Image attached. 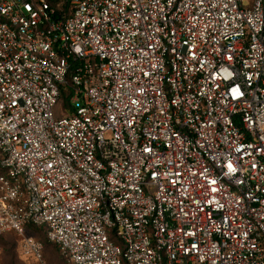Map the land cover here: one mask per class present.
Returning <instances> with one entry per match:
<instances>
[{
  "label": "built area",
  "instance_id": "obj_1",
  "mask_svg": "<svg viewBox=\"0 0 264 264\" xmlns=\"http://www.w3.org/2000/svg\"><path fill=\"white\" fill-rule=\"evenodd\" d=\"M32 227L69 264H264V0H0V234L47 264Z\"/></svg>",
  "mask_w": 264,
  "mask_h": 264
},
{
  "label": "rangeland",
  "instance_id": "obj_2",
  "mask_svg": "<svg viewBox=\"0 0 264 264\" xmlns=\"http://www.w3.org/2000/svg\"><path fill=\"white\" fill-rule=\"evenodd\" d=\"M30 234L42 242L47 264H69L62 258L56 245L48 242L42 234L39 232ZM19 241L20 239L12 233L0 234V264H40L21 253Z\"/></svg>",
  "mask_w": 264,
  "mask_h": 264
},
{
  "label": "snow or ice",
  "instance_id": "obj_3",
  "mask_svg": "<svg viewBox=\"0 0 264 264\" xmlns=\"http://www.w3.org/2000/svg\"><path fill=\"white\" fill-rule=\"evenodd\" d=\"M201 2H203V0H201ZM232 95H233V98H236V97H238V96H240L242 93L239 91V88H233L232 90ZM146 151H149L148 149H146ZM227 167H228V170L230 171V172H235L236 171V169L232 166V164L231 163H229L228 165H227ZM212 183H215V181H212Z\"/></svg>",
  "mask_w": 264,
  "mask_h": 264
},
{
  "label": "trees",
  "instance_id": "obj_4",
  "mask_svg": "<svg viewBox=\"0 0 264 264\" xmlns=\"http://www.w3.org/2000/svg\"><path fill=\"white\" fill-rule=\"evenodd\" d=\"M64 102L66 103L67 102V97H65L64 96ZM30 232H39L40 234H42L44 237H45V239L47 240V238H46V236L43 234V232H42V229L41 228H39V227H32V228H30ZM12 234H14V233H12ZM15 235V234H14ZM16 236V235H15ZM34 236V235H33ZM35 237V236H34ZM48 241V240H47ZM49 242V241H48ZM42 243V242H41ZM51 243V242H50ZM55 245V244H54ZM57 247V246H56ZM58 248V247H57ZM59 250V249H58ZM60 253V252H59ZM63 258V257H62ZM64 259V258H63ZM65 260V259H64ZM66 261V260H65ZM67 262V261H66ZM68 263V262H67Z\"/></svg>",
  "mask_w": 264,
  "mask_h": 264
}]
</instances>
